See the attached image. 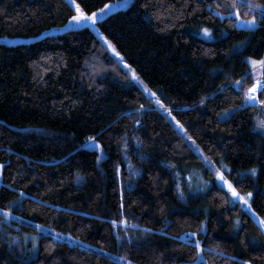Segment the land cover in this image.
<instances>
[{
	"label": "trees",
	"instance_id": "trees-1",
	"mask_svg": "<svg viewBox=\"0 0 264 264\" xmlns=\"http://www.w3.org/2000/svg\"><path fill=\"white\" fill-rule=\"evenodd\" d=\"M74 12L0 0V36ZM98 26L154 99L89 27L0 42V264H264L241 202L189 191L190 170L213 173L169 118L264 219V107L248 100L257 62L264 86V0H133Z\"/></svg>",
	"mask_w": 264,
	"mask_h": 264
},
{
	"label": "rangeland",
	"instance_id": "rangeland-1",
	"mask_svg": "<svg viewBox=\"0 0 264 264\" xmlns=\"http://www.w3.org/2000/svg\"><path fill=\"white\" fill-rule=\"evenodd\" d=\"M68 1L71 3V5L73 6V8L75 10V12L72 16L77 15V5H79V10L81 12H83L86 16H91V14L93 12H97V19H96L95 23H93L91 20L76 22V21H72L70 18L64 24L59 25V26H54V27H51L49 29H45L39 35L32 36V37L0 36V42L10 43V44L20 43V42H29L31 40L38 39V38H41V37L46 36V35L62 33L64 31H68V30H72V29H78L81 27H89L100 37V39L103 41V43L106 45V47L110 50L112 55L116 59H118L122 63L124 68L130 73L131 81L136 83L141 89H143V91L150 98L154 99V97H156V94L150 90L148 85L136 73V71L133 69V67L122 60L118 51L116 49H115V51H113L114 46L110 43V41L107 39V37L104 35V33L100 30V28L98 26V21L102 20L103 18H105L109 14H111V13H113L119 9L126 8L127 6H129L131 4V2L133 0L111 1V2L107 3V5H109V9H105L103 14L99 13L98 9L93 11V12H90V13L85 12L83 10V8L81 7V5L76 0H68ZM103 7H101V8H103ZM101 8H99V9H101ZM242 24L252 25V24H248L247 22L246 23L243 22ZM109 45H111V47ZM117 53H118V55H117ZM262 66H263V63H261V62H257L255 64V68L253 69V71H254L256 77H255L253 85L249 88V90H251V94H249V90H248V95H249L248 100H249V103L251 102L253 104H258V105H261L262 107H264V103H262L256 97L257 92L261 88V78H262L261 69H262ZM133 72H135L137 74V79L132 78ZM169 118H170L171 122L175 125V127L178 129V131L189 141V143L192 145V147L195 149V151L203 158V160L206 162L207 166L210 168V171L213 173V176H212L213 178L209 179L199 169L190 170V172L188 174L189 175L188 176V178H189V183H188L189 184V191H191V192L202 191V190L208 188L212 184L213 185L215 184V185H218V186L224 188L225 190L228 191V193L232 199V202L233 203L241 202L243 204L244 208L254 218V220L264 229V225L261 224L262 219L258 216V214L251 207V202H250L251 197L250 198L247 197L246 196L247 193H240L238 191L237 192L239 193V197H243V199H240L239 197H234L232 195V192L228 187V182H231L227 177V172L229 171V168L224 163L215 164L214 162L210 161L207 158V156L204 154L202 149L194 142V140L191 138V136L187 133L186 129L171 114L169 115ZM261 132L264 133V127L261 128ZM0 169H1V165H0ZM217 170L223 172V175H224L223 181L217 177V175H216ZM232 186H233V184H232ZM245 200L248 201V204L250 205V207L245 205ZM3 212H5V211H3Z\"/></svg>",
	"mask_w": 264,
	"mask_h": 264
},
{
	"label": "snow or ice",
	"instance_id": "snow-or-ice-1",
	"mask_svg": "<svg viewBox=\"0 0 264 264\" xmlns=\"http://www.w3.org/2000/svg\"><path fill=\"white\" fill-rule=\"evenodd\" d=\"M250 7H254V6L253 5H250ZM105 9H109V5L105 4L103 8L98 9V12L101 13V14H103L104 11H105ZM96 19H97V12H93L91 14V16H86L83 12H81L79 10V5H77V15L71 17V20L72 21H76V22L91 20L93 23H95ZM247 23L248 24H254L255 23V18L253 17L251 20L247 21ZM208 31H210V30L209 29H204V32H208ZM109 46L111 47V45H109ZM113 51H115V48L114 47H113ZM117 55H118V53H117ZM132 78L133 79H137V74L135 72H133ZM262 89H264V86H262ZM249 94H251V90H249ZM262 103H264V101H262ZM260 126L261 127H264V123H262ZM89 139H94V137H90ZM252 171L254 172L255 169H253ZM216 175H217V177L220 180H222V181L224 180L223 172L217 170ZM228 187L231 190L232 195L234 197H239V193L232 186L231 182H228ZM246 196L250 198L252 196V194L249 192V193L246 194ZM239 198L240 199H243V197H239ZM245 205H247V206L250 207V205L248 204V201L247 200H245ZM114 223H116V222L114 221ZM237 223H239V221H237ZM261 224L264 225V219L261 220ZM193 235H195V234H193ZM195 243H196L197 247H199V241L196 240Z\"/></svg>",
	"mask_w": 264,
	"mask_h": 264
}]
</instances>
